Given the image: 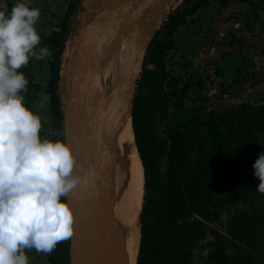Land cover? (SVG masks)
<instances>
[{
    "label": "trees",
    "instance_id": "1",
    "mask_svg": "<svg viewBox=\"0 0 264 264\" xmlns=\"http://www.w3.org/2000/svg\"><path fill=\"white\" fill-rule=\"evenodd\" d=\"M77 1H71L61 24L42 42V48L52 53L47 88L53 116L52 140L64 142L60 73ZM207 1L190 0L188 13ZM186 17V12L175 10L164 29L170 33L176 31ZM163 46L166 48V44ZM162 54L159 61H163ZM20 71L29 81L26 93L29 102L25 105L31 109L29 90L35 88L37 93L41 87L33 81L30 63ZM153 74L154 71L145 69L132 110L133 130L145 177L137 264H264V194L256 189L259 180L253 169V164L264 153V104H241L229 111H212L206 117L200 112L183 116L182 101H175L173 106L178 112L165 139L166 155L161 161L160 145L155 141L148 120L151 98L145 94L150 83L148 76ZM168 76L163 65L160 86L163 87ZM173 80L171 77V86L175 85ZM239 205L241 207L228 220L224 234L215 225L220 211ZM209 237L212 241L208 255L199 263L195 251ZM232 244L233 255L228 251L233 248ZM70 247V240L58 244L50 263L71 264Z\"/></svg>",
    "mask_w": 264,
    "mask_h": 264
},
{
    "label": "rangeland",
    "instance_id": "2",
    "mask_svg": "<svg viewBox=\"0 0 264 264\" xmlns=\"http://www.w3.org/2000/svg\"><path fill=\"white\" fill-rule=\"evenodd\" d=\"M26 1L32 8L39 5V0ZM128 1L131 7H136L138 3L145 0ZM189 1H173L147 44H145L144 39V47L135 70V72H139L137 84L131 98L125 101L130 102L132 114L138 83L145 73V69L154 71L153 75L148 76L150 83L145 94L151 98V103L148 106V120L155 141L160 145L159 160L161 159V161L166 155L167 143L165 139L172 128L175 119L174 114L178 112L173 106L175 101H182L181 113L183 116H188L192 112H200L206 117L212 111H229L241 104H264V0H208L193 13H188L189 6L187 4ZM17 2L18 0H0V7L3 12L10 13ZM110 2L111 0H78L76 2L65 51L62 55L59 84V96L64 115V136L69 111L75 101L73 79L77 55L72 57V51L78 47L79 40L87 27L94 25V21L99 19ZM164 2L165 0L151 5L144 12L145 27H148L151 19L156 16H151L155 6L162 8ZM177 9H180L181 13L186 12L187 17L184 24L170 33L164 27L170 15ZM114 35L119 36L122 42L121 68H123L126 39L118 30L110 28L99 42L97 65L93 75V88L97 78L99 59L103 57L102 52L108 38ZM163 44H166V48ZM150 48L151 51L149 52ZM161 52H163V61H159ZM163 65H165L169 76L162 87L159 80L162 76ZM171 77H174V86L169 84ZM33 81L37 83L34 73ZM26 93L27 91L22 92L24 103L29 102ZM29 93L32 97L31 109L35 112L38 102L35 88H31ZM108 109L109 107L101 113L100 116L103 118L100 117L102 119L99 118L100 121L98 119V128L101 125L104 127L103 122H105ZM101 127L99 130L101 129L102 133L104 128ZM105 151L103 166L107 158L110 159L113 154L115 155V153H111L114 150L107 145ZM144 194L145 190L143 191V201ZM71 195L72 193L67 197L68 201L71 200ZM239 207L241 205L223 208L220 211L218 224L215 225L224 234L227 233L228 220ZM69 240L71 243V238ZM211 241V237L202 241L195 251V257L199 263L205 261ZM233 249L235 250L234 247L228 250L231 255H233ZM51 255L52 253L50 257ZM34 256L35 261H37L41 258V253L36 251Z\"/></svg>",
    "mask_w": 264,
    "mask_h": 264
},
{
    "label": "clouds",
    "instance_id": "3",
    "mask_svg": "<svg viewBox=\"0 0 264 264\" xmlns=\"http://www.w3.org/2000/svg\"><path fill=\"white\" fill-rule=\"evenodd\" d=\"M40 10L18 0L0 11V264H30L26 249L51 254L74 234L67 197L83 181L70 144L42 138L41 117L24 103L30 59L39 48ZM264 194V153L253 164Z\"/></svg>",
    "mask_w": 264,
    "mask_h": 264
},
{
    "label": "water",
    "instance_id": "4",
    "mask_svg": "<svg viewBox=\"0 0 264 264\" xmlns=\"http://www.w3.org/2000/svg\"><path fill=\"white\" fill-rule=\"evenodd\" d=\"M161 2L163 0H145L131 7L128 0H111L94 25L87 27L78 47L72 51V57L77 55L73 79L75 101L66 122L65 141L73 149L78 165L76 173L83 181L72 192L69 201L74 212L71 264H119L115 251L117 236L102 177L104 145L115 135L120 109L131 98L137 84L139 72L135 70L146 35L144 11ZM154 15L153 11L151 16ZM110 28L125 37L126 53L120 89L107 111L101 133L99 128L92 126L93 75L100 39ZM141 218L142 214L140 225Z\"/></svg>",
    "mask_w": 264,
    "mask_h": 264
},
{
    "label": "bare ground",
    "instance_id": "5",
    "mask_svg": "<svg viewBox=\"0 0 264 264\" xmlns=\"http://www.w3.org/2000/svg\"><path fill=\"white\" fill-rule=\"evenodd\" d=\"M173 1L176 0H165L162 8L155 6L156 16L151 19L148 27H145V44L153 36L158 23L165 15L167 8L173 4ZM151 9L153 10V8ZM104 48L103 57L98 62L97 78L93 88V128H98L97 122L101 117V113L111 106L112 103L110 102L113 101L114 93L117 89L118 91L120 89L121 69L123 72V68H121L122 42L119 36L114 35L108 38ZM129 103L127 101L122 105L117 117L115 135L105 142L104 156L106 145L114 150L111 153H115V155L113 154L110 159L107 158L102 168L105 193L112 212L113 225L117 236L115 251L119 264H137L141 239L140 217L145 184L144 168L135 142ZM106 119L107 114L105 122ZM105 122H103L104 126Z\"/></svg>",
    "mask_w": 264,
    "mask_h": 264
},
{
    "label": "crops",
    "instance_id": "6",
    "mask_svg": "<svg viewBox=\"0 0 264 264\" xmlns=\"http://www.w3.org/2000/svg\"><path fill=\"white\" fill-rule=\"evenodd\" d=\"M72 0H39V5L35 6L40 10V19L36 25L37 31L41 37V43L37 49L42 48L44 37L50 36L54 30L58 28L65 18ZM27 3L26 0H24ZM52 53L48 51L47 56L42 59H30L29 63L32 66L35 82L40 85V90L37 91L38 102L35 113L42 120L41 137L51 139V129L53 124V116L51 110L50 96L47 94V86L51 76ZM26 255L29 258L30 264H50V254L41 253V258L35 261V249H26Z\"/></svg>",
    "mask_w": 264,
    "mask_h": 264
}]
</instances>
